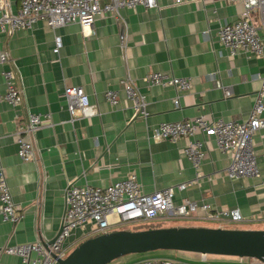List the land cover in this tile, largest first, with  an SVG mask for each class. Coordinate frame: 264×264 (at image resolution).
Listing matches in <instances>:
<instances>
[{"label":"crops","instance_id":"crops-1","mask_svg":"<svg viewBox=\"0 0 264 264\" xmlns=\"http://www.w3.org/2000/svg\"><path fill=\"white\" fill-rule=\"evenodd\" d=\"M14 11L19 0H5ZM240 4L226 0H158L155 8H123L118 14L95 16L88 27L67 24L49 29L42 22L0 36V50H7L17 73L22 104L14 107L0 99V171L22 217L11 224L0 219V249L34 240L49 242L59 229L64 212L67 182L104 187L132 172L144 192L179 182L181 198L204 200L215 209L237 208L241 219L208 220L202 212L187 217H161L155 227H220L264 229V128L252 137L259 176H225L228 155L207 139L199 166L200 177L183 156L185 140H152L150 129L159 122H173L203 114L207 119L244 120L264 74L261 56H233L216 41L221 22L235 20ZM256 16V12L253 13ZM125 37L121 45L119 36ZM57 45V50L53 48ZM0 65V94L4 90ZM151 71L190 78L187 91L146 85ZM135 84L144 95L145 114L138 116L125 98L121 80ZM81 86L96 114L70 118L62 95L65 86ZM106 89L115 90L117 103H107ZM178 95L179 106L171 99ZM35 112L45 122L28 136L33 159L16 155L14 131L25 113ZM199 138V135L195 136ZM173 224L163 226V223ZM90 225L74 229L71 246L84 240ZM88 238V237H87ZM217 264L253 263L255 259L206 255ZM141 258H170L175 264L201 263L200 254L155 250L130 253L113 264ZM0 264H22L16 255L0 252Z\"/></svg>","mask_w":264,"mask_h":264},{"label":"built area","instance_id":"built-area-1","mask_svg":"<svg viewBox=\"0 0 264 264\" xmlns=\"http://www.w3.org/2000/svg\"><path fill=\"white\" fill-rule=\"evenodd\" d=\"M158 0H19L18 7L11 11L5 0H0V36L7 39L19 29L30 28L42 22L49 29L67 24L88 27L95 16L102 13L118 14L123 8H155ZM181 0H171L178 3ZM228 4H240L241 11L231 22H221L215 33L217 43L225 48L229 55L244 53L261 56L264 51V0H226ZM254 11L256 16L253 15ZM125 37L120 35L121 45ZM57 50L55 44L53 51ZM1 77L4 90L0 99L11 106L20 107L22 92L17 85V73L11 57L4 48L0 50ZM260 86L253 95L250 110L244 120L207 119L203 114H196L188 119L173 122H159L150 129L152 140L174 142L184 139L181 148L183 156L195 171V179L205 153L207 139H212L216 148L228 155L225 176L233 178H256L259 170L252 149V137L264 128V74L257 76ZM146 85L168 86L176 93L187 91L191 87L190 78L173 76L160 71H151L143 78ZM125 98L131 104L136 115L145 114L144 95L137 86L124 77L121 80ZM65 108L70 118L87 117L96 114V108L88 100L81 86L68 85L62 90ZM103 96L111 106L117 103L115 90L106 89ZM171 103L179 106L176 94ZM45 122L39 113H25L24 122L14 131L16 155L23 161L33 159V147L28 136ZM199 135V138L195 136ZM186 183L179 182L151 192H144L136 175L132 172L112 181L104 187L77 185L67 182L64 191V212L60 221V232L53 242L47 244L41 240L6 245L0 252L16 255L22 264H57L64 258L71 247L68 237L76 228L90 225L94 236L108 232L112 226L126 222L155 220L161 217H187L202 212V218L208 220H227L236 222L241 219L237 208L215 209L204 200L181 198L173 203L175 193L185 189ZM22 217L11 198L4 175L0 171V219L11 224ZM206 255H200L201 263L206 262ZM126 264H175L170 258H141ZM238 264H245L239 259ZM248 264H264L257 260Z\"/></svg>","mask_w":264,"mask_h":264},{"label":"water","instance_id":"water-1","mask_svg":"<svg viewBox=\"0 0 264 264\" xmlns=\"http://www.w3.org/2000/svg\"><path fill=\"white\" fill-rule=\"evenodd\" d=\"M59 232L60 226L55 236ZM55 236L47 244L53 242ZM154 250L248 257L264 263V229L158 227L114 230L84 239L56 263L106 264L126 254Z\"/></svg>","mask_w":264,"mask_h":264},{"label":"rangeland","instance_id":"rangeland-1","mask_svg":"<svg viewBox=\"0 0 264 264\" xmlns=\"http://www.w3.org/2000/svg\"><path fill=\"white\" fill-rule=\"evenodd\" d=\"M170 224H173L172 222H169V223H163L162 225L165 226V225H170ZM156 225V222L155 220H146V221H134V222H126V223H122V224H119V225H116V226H112L110 229H108V232L110 231H114V230H121V229H126V230H140V229H148L146 227H155ZM232 226H237V223H232L231 224ZM94 234L93 233H89L87 235V237H93ZM86 237V238H87ZM86 238H83V239H86ZM81 241L83 240H80L78 242H76L74 245H72L68 251H67V254L75 247L77 246ZM155 251V250H154ZM166 251H172V252H176L175 250H166ZM150 252V251H149ZM127 255V254H126ZM125 256V255H123ZM216 256H220V255H216ZM122 256L120 257H117L109 262H107L106 264H113L112 262H115L118 258H121ZM244 258H248V257H244Z\"/></svg>","mask_w":264,"mask_h":264}]
</instances>
